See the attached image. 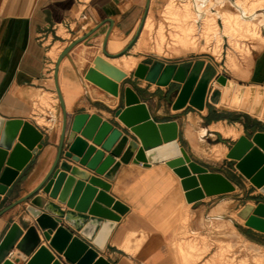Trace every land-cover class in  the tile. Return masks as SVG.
<instances>
[{
  "label": "crops",
  "instance_id": "crops-1",
  "mask_svg": "<svg viewBox=\"0 0 264 264\" xmlns=\"http://www.w3.org/2000/svg\"><path fill=\"white\" fill-rule=\"evenodd\" d=\"M158 1L151 0L148 12L156 8ZM146 5L147 0H0V114L5 118L32 121L45 137L44 147L20 172L8 192L0 194V243L14 222L21 226L18 237L1 261L10 257L24 264L41 244H48L26 208L30 204L42 206L36 201L41 197L45 198V207L47 204L52 207L47 210L54 215L62 214L63 223L113 264H191V256L182 254L194 245L188 232L210 233L217 220L226 222L229 231V222H235V210L247 202L256 204L264 200L260 188L236 167V160L228 157L231 146L241 135L264 130V119L242 109L220 106V96L213 99L214 75L201 109L190 103L180 109L173 107L181 83L172 80L160 85L135 76L139 63L155 62L149 54H141L138 48L143 29L138 35L137 32ZM97 24L99 28L71 49L58 66L57 80L69 114L97 112L105 119L115 118L114 110L122 105L121 94L115 95L85 76L88 68L94 65L95 57L102 55L122 70L127 68L120 87L133 86L157 121L176 120L180 128L179 145L210 170L225 173L236 184L235 190L207 194L190 202L183 178L167 160L145 164L136 161V152L129 153L125 146L116 151L112 177L99 175L110 183L109 192L129 207L120 219L79 223L74 209L43 189L34 198L7 209L40 184L56 159L64 120L56 85L57 60L68 44ZM53 46L57 55L50 53ZM123 57L135 59V64L128 68ZM162 62L199 65L202 74L208 70L202 58ZM257 76L259 81L251 84L264 85V62L261 60ZM220 89L222 92L223 86ZM222 113L224 117L219 118ZM116 119L124 126L122 120ZM221 121L238 126L242 129L240 135L227 136L213 127ZM137 139L141 142L138 136ZM220 142L225 144L227 151L218 156L213 146ZM241 200L244 203H239ZM243 220L238 226L242 236L253 246L263 248L264 231ZM209 256L210 252L205 253L195 264H202ZM215 264L221 262L216 260Z\"/></svg>",
  "mask_w": 264,
  "mask_h": 264
},
{
  "label": "water",
  "instance_id": "water-1",
  "mask_svg": "<svg viewBox=\"0 0 264 264\" xmlns=\"http://www.w3.org/2000/svg\"><path fill=\"white\" fill-rule=\"evenodd\" d=\"M150 3L151 0H147L137 35L141 31ZM99 26L97 24L73 40L60 53L55 76L64 120L56 159L40 184L10 204L7 209L34 198L43 189L74 209L73 213L77 214L79 223L88 221L89 224H96L100 219H120L129 207L109 192L110 183L99 175L112 177L116 151L125 146L129 153L136 152V161L149 164L167 160L183 178L190 202L207 194L235 190L236 184L225 173L210 170L193 159L184 146L179 145L180 128L176 120L157 121L148 104L141 100L133 86L120 87V81L127 72L102 55L95 57L94 65L88 68L85 76L113 94H121L122 105L114 110L115 118L105 119L97 112H78L74 116L69 114L57 80L58 66L71 49L93 34ZM109 32L110 30L107 35ZM200 71L199 65L193 67L157 60L152 64L139 63L134 73L139 78H146L160 85L169 84L172 80L181 83L173 107L180 109L190 103L201 109L205 106L212 72L207 70L202 74ZM217 81L226 84L228 77L221 74ZM242 110L248 112L245 108ZM117 117L124 122V126L119 124ZM44 145V132L32 121L5 118L0 114V194L8 192L20 172ZM228 157L236 160V167L264 193V130L241 135L231 146ZM72 161L79 164H73ZM36 201L42 206L30 204L26 208L34 216L48 244H41L24 264H113L100 255L86 239L63 223L62 214L54 215L47 210L52 207L49 204L45 207L44 197L37 198ZM239 213L244 216L247 225L264 231V200L256 204L248 203L245 210ZM20 230V224L14 222L0 243V264H19L18 260L10 257L3 261L1 259L18 237ZM34 230L37 234L36 229Z\"/></svg>",
  "mask_w": 264,
  "mask_h": 264
},
{
  "label": "rangeland",
  "instance_id": "rangeland-1",
  "mask_svg": "<svg viewBox=\"0 0 264 264\" xmlns=\"http://www.w3.org/2000/svg\"><path fill=\"white\" fill-rule=\"evenodd\" d=\"M243 1L250 9L254 7L260 9L264 6V0ZM205 9L208 16L198 21L199 15L192 0H159L156 8L147 14L152 19V29L146 31V43L140 44L138 48L142 50L141 54H149L153 61L202 58L207 62L208 70L216 80L215 85L212 86L213 99H216L221 94L220 86H223L217 81V77L221 74L244 85L259 81L257 80L259 60L264 62V27L260 25L264 17L259 10L258 17L251 25L252 31L236 30L233 31L237 36L236 39L230 40L228 37L221 39L218 32L219 20L224 25L223 16L233 14L237 8L231 0L222 2L210 0L205 5ZM179 10L181 15H178ZM220 14L222 17H219ZM185 28L187 33L182 32ZM161 31L164 32V36ZM230 55L235 59L231 60ZM221 155L223 154L218 156ZM239 203L244 201L241 200ZM248 203L250 202L245 203L238 211H234L235 222H229V231L226 222L217 220L212 228L213 231L208 228L210 233L188 232L194 245L183 250L182 254L191 256V264H195L207 252H210L209 259L202 264H215L216 260L221 264H264V247L253 246L242 236L238 228L239 222H244V216L239 212L245 210ZM186 221L188 224V218Z\"/></svg>",
  "mask_w": 264,
  "mask_h": 264
},
{
  "label": "bare ground",
  "instance_id": "bare-ground-1",
  "mask_svg": "<svg viewBox=\"0 0 264 264\" xmlns=\"http://www.w3.org/2000/svg\"><path fill=\"white\" fill-rule=\"evenodd\" d=\"M192 1L194 3V6L197 10L198 15H199V17L197 16L198 21L202 18L206 19V16H208V15H207V12L205 9V5L208 4L210 0H192ZM217 1L222 2L223 0H217ZM231 2H232V4L235 5V7L237 8V11H234L233 14L223 16V23L225 22L224 25L219 20L220 23H218V24H220V27L218 28L219 29L218 32H219L221 39H224L225 37H228L230 40L236 39L237 36L233 32L236 30H239V31L243 30L245 32L252 31L251 25L254 24L256 18L258 17L259 10H261L262 15L264 17V6H261L260 9H255V7L250 9V8H248L247 4L244 3L243 0H231ZM170 7L174 8V6H170ZM180 12L181 11L179 10V13ZM178 15H181V13ZM219 17H222V14H220ZM196 21H197V19H196ZM181 24H183V23H181ZM152 25H153L152 19L150 18V16L146 17L145 22L143 24L144 28L142 30V33H140L141 34L140 44L146 43V38H147L146 37V31L148 29H150L152 27ZM260 25L262 27H264V19L262 20ZM186 28H185V30L182 29L183 33H187ZM180 31H181V29H180ZM161 34H162V36H164L163 31H161ZM258 36H259V34H258ZM261 38H263V37H261ZM50 53L53 55H57V54H55L57 52H56V48L54 46L52 49H50ZM123 58L125 59L124 61H126L128 68H131L135 64V59H127L126 57H123ZM230 58H231V60L235 59V57L233 55H230ZM126 70H127V68H126ZM219 84H221V83H219ZM213 85H215V84H213ZM221 85H223V90H222L221 95H220V101H219L220 106L228 107V108H232V109L245 108L248 110V112H251L252 114H254L260 118H264V85H261V84L244 85V84L236 82L230 78H228V81L226 84H221ZM46 98H44L43 100L48 99V98L47 99ZM213 127L219 128L227 136L232 135L234 137H238L241 133V130H242V129L240 130L239 128H237L238 126H236L234 124L230 125V124L224 123L223 121H221L217 125H213ZM204 132L208 133L207 129H205ZM213 151L216 155L225 154L227 151V147L225 146V144L220 142L219 144L213 146Z\"/></svg>",
  "mask_w": 264,
  "mask_h": 264
},
{
  "label": "trees",
  "instance_id": "trees-1",
  "mask_svg": "<svg viewBox=\"0 0 264 264\" xmlns=\"http://www.w3.org/2000/svg\"><path fill=\"white\" fill-rule=\"evenodd\" d=\"M224 117L223 113L219 116V118Z\"/></svg>",
  "mask_w": 264,
  "mask_h": 264
},
{
  "label": "built area",
  "instance_id": "built-area-1",
  "mask_svg": "<svg viewBox=\"0 0 264 264\" xmlns=\"http://www.w3.org/2000/svg\"><path fill=\"white\" fill-rule=\"evenodd\" d=\"M12 254H13V251L11 250V251H10V255H12Z\"/></svg>",
  "mask_w": 264,
  "mask_h": 264
}]
</instances>
